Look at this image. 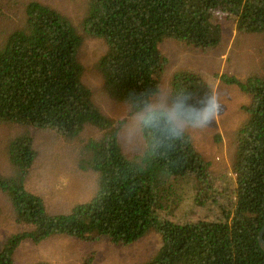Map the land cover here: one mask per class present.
Masks as SVG:
<instances>
[{
    "label": "trees",
    "instance_id": "1",
    "mask_svg": "<svg viewBox=\"0 0 264 264\" xmlns=\"http://www.w3.org/2000/svg\"><path fill=\"white\" fill-rule=\"evenodd\" d=\"M201 7L204 16L195 13ZM183 9L192 10L188 18ZM23 14L21 24L4 30L0 41V124L13 130L4 144L8 170L0 171V188L20 226L0 244V264H15L24 241L65 235L131 245L151 231L160 234L161 244L141 264H264L258 240L264 225V50L248 75L221 77L248 98L227 168L233 177L215 176L192 134L171 113L195 122L189 113L211 96L200 74L175 72L168 80L170 105L152 109L168 75L163 43L210 50L216 40L203 23L218 32L212 17L264 40V0H86L79 24L59 7L34 0ZM205 16L209 20L202 21ZM86 36L106 45L98 69L108 96L125 105L128 117L138 118L144 147L131 157L121 136L126 119L104 114L83 80L79 50ZM33 129L81 141L76 163L96 179L89 201L53 213L29 190L37 154ZM189 186L197 207L221 192L222 214L182 220L172 214Z\"/></svg>",
    "mask_w": 264,
    "mask_h": 264
},
{
    "label": "rangeland",
    "instance_id": "2",
    "mask_svg": "<svg viewBox=\"0 0 264 264\" xmlns=\"http://www.w3.org/2000/svg\"><path fill=\"white\" fill-rule=\"evenodd\" d=\"M0 41L3 31L21 24L24 5L34 0H0ZM52 4L64 10L73 22L79 24L85 11L86 0H35ZM188 18L192 10L183 9ZM196 14L205 15L206 10L196 9ZM215 20L218 32L214 27H207L210 22H204L211 37L216 42L210 50L199 51L197 47L187 46L176 40H167L161 45L168 58V77L178 71H191L203 75H211L215 82L210 85V95L216 98L215 115L207 118L202 127L196 122L188 124L181 121L173 109L174 119L186 128L195 139V144L201 155L210 161V167L215 176L233 177L227 168L235 155V133L241 125L245 114L241 106L248 98L237 87L228 86L221 80L222 75L240 77L248 75L252 68L259 65L258 58L264 50V40L258 36L237 34L236 25L225 18H210ZM209 20L207 16L202 21ZM213 23V22H212ZM209 38L210 34H208ZM219 44V45H218ZM218 45V46H217ZM106 52V45L100 39L86 36L79 50L81 62L84 65L83 80L91 89L95 101L104 114L114 121L126 119L122 126V142L128 156L140 152L144 147L143 138L137 128V117H128L123 103L116 102L107 94L104 80L98 69V62ZM261 58V56H260ZM191 69V70H189ZM168 77L163 81L161 95L157 98L153 109L165 108L170 105L168 92L170 85ZM172 77V76H171ZM13 130L0 124V171L6 174L8 164L5 159L4 144L7 136ZM32 146L36 151L35 166L27 187L37 193L47 204V209L53 213L70 211L78 204L89 201L96 187L95 176L78 167L77 151L81 141L70 143L63 140L54 131L48 129H33L30 131ZM82 157H80V161ZM85 163V162H83ZM216 179V182L221 179ZM217 184V185H218ZM181 204L172 214L184 215L187 219H196L201 215L213 219L221 215L222 207L219 201L224 196L218 192L215 201L208 200L203 206L193 203L194 187H186L181 192ZM222 195V196H221ZM228 198H226L227 200ZM15 214L8 198L0 188V244L19 230ZM19 226V227H18ZM160 234L148 232L145 237L131 245L113 243L109 238L79 239L57 235L40 243L32 241L21 242L15 251V264H141L156 254L160 247ZM91 259V261H90Z\"/></svg>",
    "mask_w": 264,
    "mask_h": 264
},
{
    "label": "clouds",
    "instance_id": "3",
    "mask_svg": "<svg viewBox=\"0 0 264 264\" xmlns=\"http://www.w3.org/2000/svg\"><path fill=\"white\" fill-rule=\"evenodd\" d=\"M216 98L214 96H208L204 102L201 103L194 112H190V118H194L198 127H202L207 118L215 115Z\"/></svg>",
    "mask_w": 264,
    "mask_h": 264
},
{
    "label": "crops",
    "instance_id": "4",
    "mask_svg": "<svg viewBox=\"0 0 264 264\" xmlns=\"http://www.w3.org/2000/svg\"><path fill=\"white\" fill-rule=\"evenodd\" d=\"M237 34L239 35V36H242L243 34H239L238 32H237ZM219 45V44H218ZM217 45V46H218ZM189 70H191V69H189ZM167 72H168V70H167ZM172 76V75H171ZM170 76V77H171ZM167 77H168V75H167ZM166 77V78H167ZM170 77H168V80H169V78ZM203 77H204V80H206V83L208 84V85H212L214 82H215V80H214V82H212L213 81V78L211 77V75H203ZM165 78V79H166ZM164 79V80H165ZM208 81V82H207ZM169 82V81H168ZM155 105V104H154ZM154 107V106H153ZM153 107H152V109H153ZM35 166V165H34ZM34 168V167H33ZM3 173V172H2ZM32 174H33V169H32V171H31V175H30V179H31V176H32ZM4 194H5V196L8 198V195L6 194V192L4 191ZM8 203H9V205L11 204V201H9V199H8Z\"/></svg>",
    "mask_w": 264,
    "mask_h": 264
},
{
    "label": "water",
    "instance_id": "5",
    "mask_svg": "<svg viewBox=\"0 0 264 264\" xmlns=\"http://www.w3.org/2000/svg\"><path fill=\"white\" fill-rule=\"evenodd\" d=\"M263 235H264V225L262 226L261 230L259 231V235H258L259 244H260L261 248L264 251V238H263Z\"/></svg>",
    "mask_w": 264,
    "mask_h": 264
}]
</instances>
